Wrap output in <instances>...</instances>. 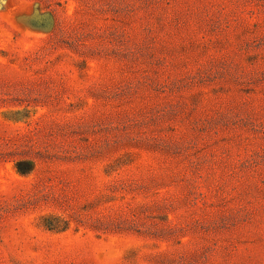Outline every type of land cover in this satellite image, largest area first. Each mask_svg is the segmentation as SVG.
<instances>
[{
  "label": "rangeland",
  "instance_id": "1",
  "mask_svg": "<svg viewBox=\"0 0 264 264\" xmlns=\"http://www.w3.org/2000/svg\"><path fill=\"white\" fill-rule=\"evenodd\" d=\"M0 264H264V0H0Z\"/></svg>",
  "mask_w": 264,
  "mask_h": 264
},
{
  "label": "trees",
  "instance_id": "2",
  "mask_svg": "<svg viewBox=\"0 0 264 264\" xmlns=\"http://www.w3.org/2000/svg\"><path fill=\"white\" fill-rule=\"evenodd\" d=\"M44 223H45L44 226H45L47 229H49L50 231H56V229H55L54 226H53L54 224H52V223L50 222V220L46 219Z\"/></svg>",
  "mask_w": 264,
  "mask_h": 264
}]
</instances>
